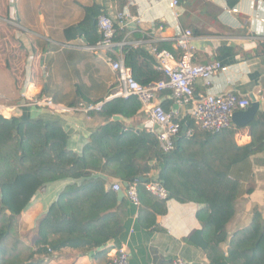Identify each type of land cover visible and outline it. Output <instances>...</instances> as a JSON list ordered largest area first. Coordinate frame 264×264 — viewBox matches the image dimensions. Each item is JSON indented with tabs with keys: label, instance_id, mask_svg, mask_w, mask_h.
<instances>
[{
	"label": "crops",
	"instance_id": "crops-1",
	"mask_svg": "<svg viewBox=\"0 0 264 264\" xmlns=\"http://www.w3.org/2000/svg\"><path fill=\"white\" fill-rule=\"evenodd\" d=\"M168 1L0 0V106L13 108L10 114L0 117L38 120L58 126L66 138V151L75 156H80L92 135L110 121L125 131L145 132L155 137L153 132L156 133L157 127L141 108L130 117L107 118L100 115L102 111L56 114L26 105L20 99V92L30 84L32 94L49 98L64 108L110 104L115 100L112 96L116 91L110 61H124L125 50H144L140 43L146 41L168 45L173 51V37L190 31L195 48L193 62L221 64L209 86L195 82L194 96L219 95L232 90L249 100L246 109L254 102L258 104L246 123H232L231 138L197 134L192 142L182 143V151L187 155L205 148L217 155V151L227 149V156L231 158L232 154L235 156V147L262 142L259 151L233 162L228 168V178L236 182L237 191L233 216L226 225L227 240L221 245L225 255L231 236L248 227L255 212L264 218V0H178L174 9ZM93 7L99 9L98 16L105 13L114 19V25L119 24L115 15L127 11L124 23L116 29L113 45L101 53L87 49L100 38L98 16L95 19L86 16L87 9ZM139 60L145 62L143 57ZM153 69H156L154 65ZM160 99L165 110L174 108L167 93L160 94ZM189 109L179 108L185 126L191 120ZM208 140H213L210 146ZM152 165L154 168L147 175L159 180L162 165L155 162ZM85 170L93 177L104 179L106 191L120 182L104 167ZM81 181L66 177L45 184L18 217L22 242L34 253L37 263L108 264L113 249L124 245L130 264H171L176 258L186 264H209L197 219L202 205L170 199L165 203L163 214H154L146 199L140 207H135L124 195L118 199L117 192L113 191L123 225L116 239L100 248L85 245L51 250L39 239V224L60 193Z\"/></svg>",
	"mask_w": 264,
	"mask_h": 264
},
{
	"label": "trees",
	"instance_id": "trees-1",
	"mask_svg": "<svg viewBox=\"0 0 264 264\" xmlns=\"http://www.w3.org/2000/svg\"><path fill=\"white\" fill-rule=\"evenodd\" d=\"M99 14L96 7L86 11L88 19H95ZM118 26L114 25L115 33ZM158 47L172 51L168 45ZM124 52L125 65L139 84L164 80L162 73L153 69L155 62L147 51ZM142 57L144 63H140ZM138 108L140 104L135 98H116L103 106L100 115L130 117ZM184 122L181 136L169 154L161 152L154 135L128 132L110 121L92 135L81 155L75 156L66 151V138L58 126L38 120L0 117V149L5 142L14 147L0 150V163L5 164L3 171L0 168V264H41L34 261V253L18 238L16 219L45 184L66 177L82 181L66 187L50 206L38 227L40 241L51 250H58L85 245L100 248L116 239L123 229L117 197L111 189L106 191L104 179L93 177L85 170L98 167L106 168L121 184L137 183L139 207L146 199L154 214H163L165 203L170 199L202 205L197 219L209 264H264V218L257 212L248 227L231 236L225 255L221 249L227 240L226 225L233 216L237 191L236 182L228 178V168L233 162L259 151L262 142L254 141L242 148L234 146L236 152L231 158L227 156V149L217 151V155L208 148L187 155L182 151L184 141L192 142L197 134L231 138L233 127L212 134L199 130L192 120L185 127ZM188 128L193 130L191 138L183 135V129ZM211 143L213 140H208L209 146ZM11 161L16 165H11ZM152 162L162 165L159 181L168 192L164 201L145 191L144 183L139 180L147 179L154 168ZM150 223L155 224V215Z\"/></svg>",
	"mask_w": 264,
	"mask_h": 264
},
{
	"label": "built area",
	"instance_id": "built-area-1",
	"mask_svg": "<svg viewBox=\"0 0 264 264\" xmlns=\"http://www.w3.org/2000/svg\"><path fill=\"white\" fill-rule=\"evenodd\" d=\"M212 2L213 0H201ZM228 1V0H226ZM178 0H169L171 9L178 6ZM127 11L115 15L116 22L124 23ZM97 29L99 41L93 47H87L92 52H105L113 45L115 37L114 19L107 15L98 17ZM173 51L159 49L156 42H141L155 62V68L161 72L164 80L139 84L134 78L132 71L122 60L110 61L109 66L115 75L116 91L113 98H135L140 104L142 112L148 120L159 129L155 138L159 149L164 154L174 150L176 140L181 136L182 120L179 108L189 107V114L193 125L199 130L217 134L233 127L232 117L235 112L244 111L249 106V100L241 97L236 92L229 90L219 95H205L196 98L193 87L196 81H201L204 86L210 85V79L221 69L219 62H211L198 65L193 62L194 46L192 45V33L188 30L177 33L173 39ZM167 93L174 105L173 109L165 110L162 106L160 94ZM20 99L31 107L47 109L56 114H66L74 111L84 113L100 112L103 104L98 103L90 106L79 104L77 108H64L56 105L51 99L30 92V84L24 86L20 92ZM13 108L0 106V115L10 114ZM184 127L185 124L183 123ZM185 138L193 136V130L188 128L183 132ZM124 188V192H123ZM144 189L149 194L164 201L168 198V192L159 180L151 179L147 175ZM113 192L122 191L126 199L135 207L140 203L137 195V183L122 186L117 182L111 186ZM108 264H130L129 254L124 245L115 247ZM171 264H186L181 258L174 259Z\"/></svg>",
	"mask_w": 264,
	"mask_h": 264
},
{
	"label": "water",
	"instance_id": "water-1",
	"mask_svg": "<svg viewBox=\"0 0 264 264\" xmlns=\"http://www.w3.org/2000/svg\"><path fill=\"white\" fill-rule=\"evenodd\" d=\"M257 108H258V104L254 102L245 111L235 112L233 114V117H232V123H234L235 125H240V124L246 123L248 120H250L252 118L253 113L257 110ZM183 131H185V129H183ZM156 133H159L158 128L156 129ZM139 180L142 183L147 182V179H144V178H139ZM125 186H126V184H125ZM123 195H124V193L122 191L117 192L118 199L121 200L124 197Z\"/></svg>",
	"mask_w": 264,
	"mask_h": 264
},
{
	"label": "rangeland",
	"instance_id": "rangeland-1",
	"mask_svg": "<svg viewBox=\"0 0 264 264\" xmlns=\"http://www.w3.org/2000/svg\"><path fill=\"white\" fill-rule=\"evenodd\" d=\"M4 115H8V114H4ZM6 142H5V144L1 147V149L0 150H2V151H4V150H12L14 147H13V144H12V147H9V145H11V144H7L6 146ZM10 164L11 165H16V163L14 162V161H11L10 162ZM4 167H5V164H3V163H0V168L2 169V171L4 170ZM20 216V215H19ZM18 216V217H19ZM17 221H18V218L16 219ZM18 223V222H17ZM15 232L17 233V235H18V238H20V240L22 241V239H21V237H20V234H19V231H18V227H16V229H15Z\"/></svg>",
	"mask_w": 264,
	"mask_h": 264
}]
</instances>
